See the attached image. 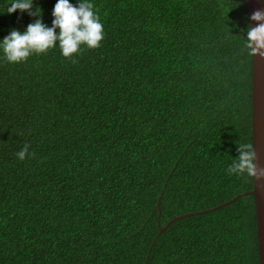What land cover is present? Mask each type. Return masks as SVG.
I'll use <instances>...</instances> for the list:
<instances>
[{
	"label": "trees",
	"instance_id": "16d2710c",
	"mask_svg": "<svg viewBox=\"0 0 264 264\" xmlns=\"http://www.w3.org/2000/svg\"><path fill=\"white\" fill-rule=\"evenodd\" d=\"M89 2L105 38L75 63L0 49V264H258L253 194L170 221L252 189L226 171L252 143L244 0ZM10 3L0 40L37 19Z\"/></svg>",
	"mask_w": 264,
	"mask_h": 264
},
{
	"label": "clouds",
	"instance_id": "9594fccd",
	"mask_svg": "<svg viewBox=\"0 0 264 264\" xmlns=\"http://www.w3.org/2000/svg\"><path fill=\"white\" fill-rule=\"evenodd\" d=\"M10 4L11 7L6 9L8 14L19 10L37 19L29 23L23 32L13 29L0 40L2 59L7 63H23L32 55H47L57 46L64 58L75 63L74 56L86 50L99 48L105 38L103 24L89 0H78L76 5L70 3V0H56L51 13L53 17L51 27L39 18L40 9L32 10V0H11ZM249 19L257 23L248 27L247 36L244 37L239 51L249 57L264 59V9L253 11ZM237 153L236 158L226 169L227 173L264 180V167H258L255 162L256 152L253 143L237 144ZM16 156L24 160L26 156L34 158L35 153H30L29 144L25 143Z\"/></svg>",
	"mask_w": 264,
	"mask_h": 264
},
{
	"label": "water",
	"instance_id": "95a60500",
	"mask_svg": "<svg viewBox=\"0 0 264 264\" xmlns=\"http://www.w3.org/2000/svg\"><path fill=\"white\" fill-rule=\"evenodd\" d=\"M248 16L257 9H264V0H244ZM250 26H255L256 21L248 19ZM251 132L252 143L256 152V164L258 167H264V59L252 57L251 65ZM245 194H253L255 203L256 219V238L258 249V264H264V180L253 178L252 189L247 192L239 193L233 198L218 204L212 208L189 212L180 216L173 217L170 221L181 216L194 213L205 212L216 209L220 206L229 204L238 197ZM162 227L164 229L169 223Z\"/></svg>",
	"mask_w": 264,
	"mask_h": 264
}]
</instances>
